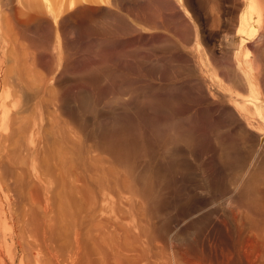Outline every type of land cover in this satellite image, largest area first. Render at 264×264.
<instances>
[{"label":"bare ground","instance_id":"obj_1","mask_svg":"<svg viewBox=\"0 0 264 264\" xmlns=\"http://www.w3.org/2000/svg\"><path fill=\"white\" fill-rule=\"evenodd\" d=\"M170 1L179 11L184 9L185 18L190 16L184 8V0H0V52L3 61V79L0 81V170L10 174L3 189L5 191L0 192L1 197L4 196L3 204L0 200V210L3 212L0 214V228H6L4 222L8 221L13 230L9 238L0 234V264H92L91 258L82 255L87 248L82 245L85 243L81 236L80 245L85 249L78 246L77 231L73 234L75 247H78L72 253L69 252L71 246H53L51 238L54 236L50 237L46 229V232L42 231L45 225L40 226L41 230L39 219L34 215L37 212L35 209L40 208L43 202L57 205L60 208L58 214L74 225L84 223V220L122 222L131 215L128 197L131 193L125 173H129L130 168L146 173L174 168L170 162L171 148H165L167 150L163 154L146 148V152L140 155L139 150L145 145L139 140L132 142L124 138L123 141L85 148L81 130L77 131L69 122L70 116L66 111L73 104L93 111L96 108L95 98L84 95L80 88L64 99L55 87L72 70L74 74L106 61V54L114 41L145 29L146 34L170 37L174 43L185 45L189 35L185 36L183 32H190V26L182 19L180 12L173 9ZM211 2L210 21L216 26L220 21V11H217L219 7L216 1ZM233 4V10L240 11L237 17L230 18L228 24L233 25L235 30L231 46L234 48L236 39L240 41L233 61L223 69L215 67L214 61L200 48L198 31H195L194 51L189 53L187 61L189 70L199 72L195 75V79L197 77V81H201L198 90L204 93L206 89L214 108L229 120L234 130L241 133V139L249 140L251 148L246 154L247 157L252 156L253 169L247 172L249 176L242 183L227 223L210 224L211 228L207 224L203 227L206 236L202 238L199 223L202 218L196 221L194 264H264V0H234ZM80 62L83 63L82 67L77 66ZM113 93L106 105L113 104L119 111L132 105L134 98L129 89L118 86ZM212 124L219 127L220 121L215 120ZM198 125L191 128L193 158L196 162L203 157L205 141L204 132ZM167 132L170 133V129ZM176 132V128H173L170 134L173 136ZM103 155L110 159V169L103 163L105 160L109 165ZM238 155V152L233 154L235 158ZM196 162L195 168L206 175L207 172L201 170ZM106 169L113 172L112 179H102L101 172ZM120 169L125 172L123 180ZM50 211L52 213V208ZM50 211L48 215L53 217ZM41 214H38L39 218H42ZM58 214L54 216L55 219ZM97 224L96 227L91 224L92 227H87L97 228L101 223ZM62 225L65 226L64 223ZM80 228L85 229L84 226ZM114 233L113 237L116 235ZM55 235L58 239L65 234ZM209 236L213 239L209 251L205 253L204 242ZM57 239L54 240L59 242ZM121 251L127 252L124 248ZM90 254L87 256L90 257ZM184 259L182 262L188 264Z\"/></svg>","mask_w":264,"mask_h":264},{"label":"rangeland","instance_id":"obj_2","mask_svg":"<svg viewBox=\"0 0 264 264\" xmlns=\"http://www.w3.org/2000/svg\"><path fill=\"white\" fill-rule=\"evenodd\" d=\"M214 1L219 7L217 11H220V21L216 26L212 25L209 16L211 0H184V8L190 13L188 18L184 17L182 12L184 9L179 11V8L170 1L173 9L178 10L182 19L190 26V32H183L185 36L189 35V38L185 40V45L174 43L170 37L151 36V34H146L145 29L123 40L114 41L106 54V61L98 62L85 68L86 70L83 69L74 74L72 70L62 82L56 83L55 87L64 99L71 97V94L74 95L80 88L84 91V95L95 98L96 108L93 111H89L85 107L79 108L76 104L68 107L66 111L70 116L71 121L69 120V122L77 131L81 130L80 135L85 148L94 144L101 146L106 142L123 141L124 138L132 142L139 140L145 145L144 150H139L140 155L146 152V148L160 154L165 153L167 150L165 148H171L169 155H172V161L170 162L174 165V168L170 170L150 172L152 175L148 172H136L132 168L129 169L131 171L127 170L129 173L120 169L122 180L124 173L128 177L131 215L128 220L117 221L119 226L116 221L115 224L108 220H104L105 223L103 220H101L102 222L98 220L97 223L101 224L94 228L98 225L96 222L90 220L92 222L89 223L90 221L84 220V223L86 221L89 224L88 227L94 226L95 232H93V228L88 229L86 223H82L83 221L74 225L66 220L65 217L58 214L60 208L57 205L45 202L40 204V208L35 209L37 212L35 211L34 215L39 219V227L45 225L44 230L40 227L41 230L43 232L47 230L46 233H49L50 237L54 236L51 241L53 240V246L57 244L56 248L68 245V248L72 247V249L69 248L70 250L67 248L72 253L78 246L85 247L87 249L84 250V254L83 250L80 252L84 258H91L92 264H123L125 262V264H184L182 262L184 258L188 264H194L192 262H194V242L198 218H202L199 222L202 226V238L206 236L203 227L207 224L211 228L210 224L218 225L220 222H228L230 213L235 208L234 202L238 199L242 183L246 182L249 176L247 172L253 169L252 156L247 157L246 154L249 153L248 149L251 148V144L248 139H241V133L234 130L229 120L223 118V115L214 108L206 89L204 93L198 90L201 81H197L195 75L197 76L199 72L196 69L189 70L187 61L196 45L195 31H198L200 48L210 56L212 62L216 61V63L213 62L215 67L223 69L230 61H233L234 53L239 50L240 41L238 39H236L234 48L231 46V43L234 42L235 30L233 25L228 24L230 18L237 17L240 11L233 10L234 0ZM77 64L80 67L83 65L81 62ZM0 78L2 81L1 52ZM118 86L129 89L134 98L132 105L120 111L117 110V107L114 108L113 104L112 106L106 105L107 99L112 98L113 92ZM215 120L220 121L219 127L213 126L212 122ZM195 124H199L198 128L205 135L204 154L199 162L193 158L192 141L194 138H192L191 128L193 129ZM173 128H176L177 132L172 136L170 133ZM169 129L170 133L167 132ZM235 132L237 133L235 134ZM234 152L240 154L238 158L233 156ZM103 156L109 161V165L105 160L103 163L107 168L110 167V159L106 155ZM246 157L247 159H245ZM195 162L200 165L201 170L207 172L206 175L199 173L197 167L195 168ZM110 172L107 169L101 172L102 179L110 177L112 179L113 172ZM105 174H108L107 177L104 176ZM9 178L10 174L6 170H0L1 193L5 191L3 189ZM1 193L0 200L3 204L4 196L1 197ZM51 208L53 214L50 211ZM242 210L246 213L245 209ZM49 211L53 217L48 215ZM36 213L41 214L42 218H39ZM0 214H3L1 210ZM56 214L59 216L57 215L58 217L55 219ZM48 216L52 218L50 219ZM7 222H4L7 225L6 228H0V234L9 238L13 230ZM54 223H56V227H54ZM62 223H64L65 229ZM120 223L121 225L123 223V227ZM68 224L72 228H69ZM82 224L85 229H79L80 226L83 227ZM77 225L79 227L75 228ZM57 226L59 227L57 228ZM131 227L132 230H130ZM56 228L59 230L57 231ZM68 229L70 230L68 231ZM71 229H73L72 232H70ZM87 229L92 232L88 233ZM81 230L83 233L81 232L80 235ZM53 231L55 234L58 233V236L63 232L65 234L61 236L63 240L61 237L57 239V235ZM75 231L79 234L77 247L74 242L73 233ZM117 231L119 232L118 236ZM128 231H131L130 234ZM114 232H116L115 238L113 237ZM119 235L120 238H118ZM129 235L130 238H128ZM69 237L72 239H68ZM206 238L205 253L209 251L210 241L213 237ZM81 239L85 243H82L84 247L80 245ZM118 239H120L119 242ZM67 241L68 243L65 244ZM115 242L121 244L117 245ZM114 244L116 245L114 246ZM124 244L128 247L125 248ZM122 248L127 252L121 251ZM87 251L93 255L90 254L88 257ZM93 256L96 257V259L94 258L96 262L92 260ZM123 259L125 262H122Z\"/></svg>","mask_w":264,"mask_h":264}]
</instances>
